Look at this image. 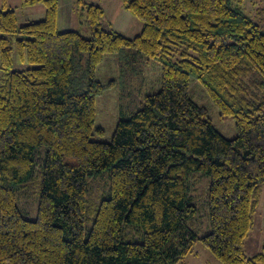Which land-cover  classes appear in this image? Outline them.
<instances>
[{
  "label": "trees",
  "instance_id": "trees-1",
  "mask_svg": "<svg viewBox=\"0 0 264 264\" xmlns=\"http://www.w3.org/2000/svg\"><path fill=\"white\" fill-rule=\"evenodd\" d=\"M121 3L142 22L135 38L114 31L95 3L78 0L86 38L59 31L60 0H21L45 7L43 20L22 26L3 0L0 264H181L197 243L221 264H264V247L244 252L264 185V32L231 0ZM14 52L35 67L14 70ZM107 54L118 57L121 97L137 75L134 57L159 62L162 79L104 143L92 137L97 98L116 83L96 75ZM192 80L222 119H234V139L193 101ZM41 147L38 215L29 219L17 198L34 179ZM106 169L109 194L89 209L88 176ZM194 172L209 177L211 230L203 236L189 222L202 181ZM125 224L140 240H125Z\"/></svg>",
  "mask_w": 264,
  "mask_h": 264
},
{
  "label": "rangeland",
  "instance_id": "rangeland-1",
  "mask_svg": "<svg viewBox=\"0 0 264 264\" xmlns=\"http://www.w3.org/2000/svg\"><path fill=\"white\" fill-rule=\"evenodd\" d=\"M6 1L8 9L15 11L19 26L36 20H41L35 17L36 13L34 12V9L40 6H23L21 4V0ZM84 1L92 3L97 0ZM231 2L233 5L238 6L253 22L258 24L264 32V0H231ZM63 3L64 11L60 18V25L58 27L59 31H79L84 37L89 38L91 36V31L86 23L87 20L85 10L81 8L79 4L71 6L72 4H69L68 0H63ZM39 5H41V8L45 9L42 4ZM120 5L121 4H118V9L125 11ZM115 6V2H111V6L106 9L107 16H105V18L107 22H113L112 12L114 11ZM2 8L3 0H0V10H2ZM136 21L142 25L141 21ZM111 26L114 25L111 24ZM13 56L14 70H26L35 67L29 63H22L15 52ZM115 57L116 55L107 54L104 61L96 69V75L104 85L109 84L110 81H116L110 89L106 90L102 96L97 98L96 102L97 113L94 136L92 139L94 141L104 143L111 142L113 132L119 119L122 116H127L123 114H127L129 110H135V108L141 106V102H143L146 95L157 93L161 89V64L156 60L137 56L134 57L133 62L136 67L137 75L132 77V83L126 86L123 92V94L125 93L124 97H121L122 92L118 86L119 70L117 64L114 63ZM1 77L2 72L0 71V78ZM190 96L197 105L207 110L208 117L225 138L234 139L237 136L234 119L230 117L222 119L220 117V111L212 102L202 84L196 80H192ZM97 129H102L104 131L103 134H98ZM40 150L43 152L42 161L36 164L34 179L31 181L29 188H27L23 194L18 195L17 198V205L22 215L29 219H36L38 215L39 194L41 192L42 183L41 169L46 149L45 147H41ZM193 174L195 178L202 179V181L195 187L196 191L194 192L198 210L193 217H190L189 222L193 223V226L197 229H201L199 234L203 236L208 234L211 230L209 207L207 204L209 177L201 172H194ZM109 189L110 171L108 169L89 175L87 192L88 208H97L100 201L108 196ZM256 209L257 211L254 217V225L249 232L244 245V252L247 257H253L254 255L262 252L264 247V185H262L260 204ZM86 217L87 232L91 226L90 212H87ZM125 225V240H140L139 231L128 224ZM181 264L221 263L208 251L206 247H204L201 243H197L194 246L193 253L188 255L181 262Z\"/></svg>",
  "mask_w": 264,
  "mask_h": 264
},
{
  "label": "crops",
  "instance_id": "crops-1",
  "mask_svg": "<svg viewBox=\"0 0 264 264\" xmlns=\"http://www.w3.org/2000/svg\"><path fill=\"white\" fill-rule=\"evenodd\" d=\"M68 2L69 4H72L71 6L78 4V0H68ZM111 2H115L116 4L114 11L112 12L113 22H109L110 24L114 25L112 26L113 30L123 35L124 37L130 38V39L135 38L136 36L140 35V33L142 32L143 25H140L138 21H136L138 19L134 18L128 12L118 9V4H121L120 6L122 7L121 0H97L96 2H92V3H95L99 5L100 7H102L103 10L105 11V16H107L106 9L111 6ZM38 6L40 7H36V9H34L35 10L34 12L36 13L35 17H37V19L43 20L45 18V9L41 8V5H38ZM63 11H64V3H63V0H60L58 27L60 25V20H61L60 18L63 14ZM30 19H33V18H30ZM41 20H36L33 22H37ZM114 63L117 64L118 70H119V62H118L117 56L114 59Z\"/></svg>",
  "mask_w": 264,
  "mask_h": 264
}]
</instances>
